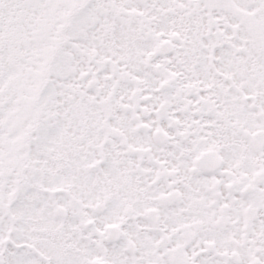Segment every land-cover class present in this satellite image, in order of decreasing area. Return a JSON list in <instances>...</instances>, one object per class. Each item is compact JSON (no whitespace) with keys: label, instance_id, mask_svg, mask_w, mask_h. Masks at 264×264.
<instances>
[{"label":"snow or ice","instance_id":"snow-or-ice-1","mask_svg":"<svg viewBox=\"0 0 264 264\" xmlns=\"http://www.w3.org/2000/svg\"><path fill=\"white\" fill-rule=\"evenodd\" d=\"M0 264H264V0H0Z\"/></svg>","mask_w":264,"mask_h":264}]
</instances>
